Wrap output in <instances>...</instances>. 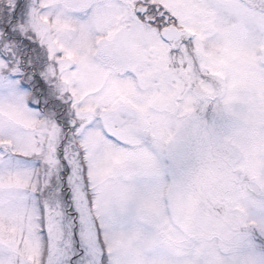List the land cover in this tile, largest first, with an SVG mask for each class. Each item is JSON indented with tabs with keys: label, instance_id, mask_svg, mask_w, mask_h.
<instances>
[{
	"label": "snow or ice",
	"instance_id": "obj_1",
	"mask_svg": "<svg viewBox=\"0 0 264 264\" xmlns=\"http://www.w3.org/2000/svg\"><path fill=\"white\" fill-rule=\"evenodd\" d=\"M0 264H264V0H0Z\"/></svg>",
	"mask_w": 264,
	"mask_h": 264
}]
</instances>
